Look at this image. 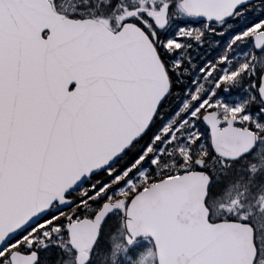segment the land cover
Masks as SVG:
<instances>
[{
	"label": "snow or ice",
	"instance_id": "6c2138e0",
	"mask_svg": "<svg viewBox=\"0 0 264 264\" xmlns=\"http://www.w3.org/2000/svg\"><path fill=\"white\" fill-rule=\"evenodd\" d=\"M264 264V0H0V264Z\"/></svg>",
	"mask_w": 264,
	"mask_h": 264
},
{
	"label": "water",
	"instance_id": "95a60500",
	"mask_svg": "<svg viewBox=\"0 0 264 264\" xmlns=\"http://www.w3.org/2000/svg\"><path fill=\"white\" fill-rule=\"evenodd\" d=\"M236 252L242 259V264H247L248 258L251 255V241L248 238V233H243L242 240L236 246Z\"/></svg>",
	"mask_w": 264,
	"mask_h": 264
}]
</instances>
